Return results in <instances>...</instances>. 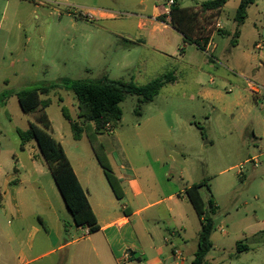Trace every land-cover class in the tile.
Segmentation results:
<instances>
[{
  "label": "rangeland",
  "instance_id": "374dc122",
  "mask_svg": "<svg viewBox=\"0 0 264 264\" xmlns=\"http://www.w3.org/2000/svg\"><path fill=\"white\" fill-rule=\"evenodd\" d=\"M206 1L178 0L187 8ZM240 3L228 1L211 24L206 23V32L213 29L209 41L214 48L204 51L195 44L184 45L181 34L159 22L156 30L147 27L149 33L140 37L139 22L152 17L159 0H0L2 161L15 163L12 151L23 158L38 147L35 141L25 142L22 155L19 132H26L36 120L22 112L18 92L65 79L143 86L173 74L176 82L151 103L139 106L140 97L127 96L120 104L121 121L107 127L98 142L114 171L124 165L141 178L155 173L164 184L169 164L174 170L170 186H188L179 179L181 172L190 176L188 182L205 183L201 195L206 216L214 222L208 264H264V108L247 85L264 84V0L248 8L247 19L239 26L235 15ZM101 8L110 15L101 17L97 12ZM140 38L146 44L138 42ZM157 41L167 43L170 56L152 48ZM49 99L46 111L55 136L66 137L68 154L75 160L79 153L99 167L87 134L74 140L63 115L65 108L79 120L74 93L60 87ZM42 163L40 182L55 185ZM211 199L218 208L210 209ZM241 244L248 249L239 252Z\"/></svg>",
  "mask_w": 264,
  "mask_h": 264
},
{
  "label": "crops",
  "instance_id": "0c3cea01",
  "mask_svg": "<svg viewBox=\"0 0 264 264\" xmlns=\"http://www.w3.org/2000/svg\"><path fill=\"white\" fill-rule=\"evenodd\" d=\"M97 12L101 17L110 15L102 8ZM160 14L161 7L156 6L152 17L139 22L140 37L149 33L147 27L152 32L156 30L155 22L177 31L169 23L158 21ZM182 40L187 44L183 35ZM262 47V43L256 44L258 50ZM152 48L170 56L163 41H157ZM180 50L182 54L184 49ZM261 58L264 62V55ZM250 84L247 81L249 89ZM32 115L36 120L38 114ZM55 133L53 126L52 135L62 144L88 195L99 230L87 234V230L77 227L56 184L47 187L40 182L44 159L38 147L26 154L27 144L21 146L22 155L26 154L23 158L12 151L15 163L10 164L2 161L0 152V264L192 263L201 221L185 195V190L196 184L188 182L190 176L180 173L179 179L188 185L181 189L170 186L173 183L169 177L174 170L169 164H165L164 184L155 173L141 178L134 170L120 165L114 172L121 180L125 196L119 200L99 163L97 167L79 153L73 160L65 148L66 137ZM33 176L36 180H31Z\"/></svg>",
  "mask_w": 264,
  "mask_h": 264
},
{
  "label": "trees",
  "instance_id": "16d2710c",
  "mask_svg": "<svg viewBox=\"0 0 264 264\" xmlns=\"http://www.w3.org/2000/svg\"><path fill=\"white\" fill-rule=\"evenodd\" d=\"M228 1L230 0H209L199 7L190 8L181 7L176 2L170 17L162 16L158 17L157 20L169 23L184 36L185 43L196 44L205 51L206 44L213 34L212 28L207 32L205 31L208 25L206 23L211 24L212 19L222 12ZM257 1L241 0L235 15V21L239 26L245 23L248 8ZM238 36L239 32L237 31L235 37ZM175 80L173 74H167L146 85L138 86L132 82L124 83L122 81L106 80L105 82L94 83L65 79L60 84L46 86L39 90H23L17 93L19 105L25 114L38 113L36 122L30 123L26 132H19L23 142L22 146L26 144L25 142H36L77 227L88 230L90 234L99 230L98 220L88 195L83 189L62 144L52 135L53 126L46 111L50 104V93L60 87L74 93L78 102L79 120H73L65 108H62L63 115L71 125L75 140L79 141L85 133L87 134L96 159L102 167L110 187L115 196L121 200L125 196L121 180L115 174L104 146L99 144L98 136L103 134L107 127L112 126L114 128L121 121L123 112L120 104L127 96L140 97L139 106L142 103H151L165 86ZM41 95H45L46 99L42 100ZM204 184V182L196 183L185 190L187 199L201 221L198 248L191 264H208L207 256L213 249L211 237L214 231V222L211 217L206 216L205 203L201 195V188ZM209 206L211 210L218 208L213 199L209 201ZM247 249V245H238L239 252Z\"/></svg>",
  "mask_w": 264,
  "mask_h": 264
},
{
  "label": "built area",
  "instance_id": "2783aa9c",
  "mask_svg": "<svg viewBox=\"0 0 264 264\" xmlns=\"http://www.w3.org/2000/svg\"><path fill=\"white\" fill-rule=\"evenodd\" d=\"M159 1L161 2V5H160L161 14L163 16L170 17L172 8L175 6L177 0H159ZM217 27L219 29L222 28L220 23H217ZM213 48H214V44L212 43V41H209L205 47V50H210ZM250 89L253 95L256 97V100L264 107V85L251 83ZM221 232L226 233V231L223 228L221 229ZM87 234H90L88 230H87Z\"/></svg>",
  "mask_w": 264,
  "mask_h": 264
}]
</instances>
